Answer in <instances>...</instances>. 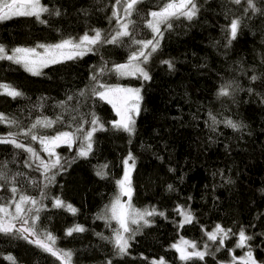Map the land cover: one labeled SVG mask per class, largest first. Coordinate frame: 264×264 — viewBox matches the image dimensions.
<instances>
[{"label": "trees", "instance_id": "16d2710c", "mask_svg": "<svg viewBox=\"0 0 264 264\" xmlns=\"http://www.w3.org/2000/svg\"><path fill=\"white\" fill-rule=\"evenodd\" d=\"M169 2L140 1L129 16L124 10L126 0H42L49 12L42 13L40 20L34 16L0 20V45L8 55L17 47L50 45L101 32V43L92 51L49 65L40 75L0 60V84L22 93L13 99L0 89V114L7 118L0 123V138L14 139L42 153L40 137L60 132L77 137L71 148L63 144L56 148L63 168L49 175L27 166L24 149L0 144L4 176L0 207L15 205L21 195L35 198L36 238L51 234L52 247L71 252L72 264H154L161 258L165 264H230L241 229L253 237L248 243L255 257L264 261V14L251 10L245 14L243 2L195 0L199 9L195 18H171L167 22L171 27L161 24V34L153 33L148 27L151 12ZM257 7L264 9V0H257ZM56 10L60 15L54 14ZM237 18L241 21L238 36L228 44L225 29ZM124 23L130 35L107 43ZM138 40H159L155 52L151 46L144 49L151 52L146 63L143 57L135 61L148 72L149 80L114 70L142 49L135 43ZM163 61H171L173 67ZM252 75L260 78L252 81ZM101 84L140 89L134 134L112 127L111 122L118 119L115 110L93 95V89L103 91ZM223 87L228 95L219 94ZM94 116L105 130L94 133L87 158L77 157ZM46 120L55 123L32 128ZM229 120L239 127H229ZM129 153L135 158L130 203L134 209L157 214L145 217L148 225L143 221L128 225L131 231L124 235L131 237L129 247L121 256L114 243L119 224L108 208L119 196L116 181L124 176L123 160ZM105 164L107 168H102ZM101 170L104 178L96 174ZM55 198L77 211L54 207ZM181 212L193 216L182 227ZM216 225L233 233L224 249L203 261L180 260L172 247L177 240L205 244L206 231ZM76 226L85 230L67 235ZM8 256L16 264H61L17 231L0 233V264H12Z\"/></svg>", "mask_w": 264, "mask_h": 264}, {"label": "snow or ice", "instance_id": "6c2138e0", "mask_svg": "<svg viewBox=\"0 0 264 264\" xmlns=\"http://www.w3.org/2000/svg\"><path fill=\"white\" fill-rule=\"evenodd\" d=\"M120 0H117L119 3ZM140 0H126L125 12L127 15H131L135 10V5H137ZM233 3L240 5L242 2L246 4L244 8L245 14L251 10L253 14L260 13L264 14V9L257 7V0H232ZM199 11L195 0H170L160 11L151 12V16L153 20L148 22V27L151 28L153 33L161 34L160 25L167 24V22L171 18H178L179 16H184L188 20H192L196 17L197 12ZM49 12V8L44 6L41 3V0H0V20L10 19L13 16H34L37 20H40V16L42 13ZM55 15H60L59 10L54 12ZM115 15V13H114ZM41 23H46V21L41 20ZM168 27H171L170 24H167ZM241 26L240 19H232L230 24L225 29L230 37L227 41L228 44H231L233 40H235L238 36L239 29ZM122 31H118L115 36H113L107 43H115L117 41V37L121 36H129L130 33L128 31V23H124L121 25ZM101 42V32L99 30H95L94 36H89L85 34L79 39V42H74L72 39H64L60 43L57 44H38L36 47H17L12 50V55H8L6 53L5 47L0 45V60H9L16 64H21L25 68L26 71L32 73L33 75H40L39 69L47 67L49 64L60 63L63 60H71L77 57L84 56L87 52L92 51L90 46ZM136 44L142 45V49L134 52L129 57L128 64H118L115 66V71L120 75H137L139 74L143 77L144 80H149L151 77L148 72L144 70L140 66L139 63H132L133 61H139L141 57H143V62H147L148 57L151 55V52H155L157 47L159 46V40H138L135 41ZM151 46V52H145L144 49H148ZM37 48L44 49V52H38ZM163 63L168 64L169 68H172L173 65L171 61H163ZM103 71V69H101ZM260 77L257 75H252L250 79L252 81L258 80ZM93 80H96V76L92 77ZM103 91H97L93 89V95L98 96L101 100L107 101V103L112 105V108L115 110L116 115L119 117L118 120H115L112 123V127L118 131H123L128 133L129 135L134 134L135 131V115H139L140 112V101L142 97L140 96V89L133 88H123L120 86H107V85H99ZM0 89H3V94H6L13 99L22 95L21 92L12 88L6 84H0ZM252 89H249L251 92ZM220 95H228L229 91L226 87L220 89ZM83 95V93H81ZM71 99V97H69ZM7 120V118L0 114V123H3ZM213 121L215 122V118L213 117ZM55 121L46 120V121H37L36 124L32 125V128H35L37 124H43L45 127H51ZM227 125L233 129H237L239 125L233 123L231 120L226 122ZM91 124L93 127L90 131H87L83 136V141L79 147L77 152V157L87 158L89 154L92 152V138L96 131H103L104 126L100 123L99 118L95 117L92 119ZM77 131H83V129L78 128ZM9 135H12L11 133ZM31 139L33 141L37 140V136L35 134L31 135ZM77 137L72 132H60L55 136L51 137H40L39 142L43 146V151L46 152L49 157H55V159L51 160V162H45L40 159L39 155L36 151L31 147H25L24 144L18 143L14 139H6L0 138V144H12L15 148L24 149L28 153L31 154L32 157L40 160V165L47 172L52 168H63L61 165V157L57 155L55 149L59 146L67 145L69 148L75 143ZM131 161V163H130ZM124 165V176L122 179L116 181L117 185L120 189V195L117 196L112 202L111 206L108 208V211L111 213V218L115 219L119 224V229L115 232V247L117 249L118 255L127 254V250L129 247V239L131 237L126 238L124 233H129L131 229L129 228V222L131 224H139L140 221H143L145 225H148L150 222L145 219L146 216H153L157 214L155 210H138L134 209L130 203L132 197V187H131V172L135 168V158L129 153L127 158L123 160ZM102 168H107V165H103ZM101 178H104L105 173L101 171H97L96 173ZM0 179H4L3 174H0ZM54 179V177H53ZM171 189V185H169ZM13 193L17 191L15 187L11 189ZM120 196H127L128 202L123 203L120 199ZM32 203L35 205L37 202L34 199H31L27 196H20L19 201L15 205L16 216H13L12 219H17L21 213L25 211L23 205L25 203ZM54 207H66L70 212L75 213L77 211L71 204L65 205V203L59 199L55 198ZM31 211V209H29ZM0 213H3L5 216L9 215L6 207H0ZM184 219L181 223V227L184 223H191L193 220V216L190 212H181ZM159 215H163V213H159ZM35 219H38L36 217ZM25 224L28 223L27 220L23 221ZM15 225L10 221H4L0 218V233H4L5 235L13 234V229ZM85 229L82 226H76L67 231V235H72L75 232H83ZM20 237L23 239H28V236L24 235V233H33L34 229L32 228H24L23 232L17 230ZM231 229H224L220 225H216L215 229L211 232H207L206 235L209 241L216 242L219 239V245L223 246L225 238L228 237ZM47 241H51L54 243V237L51 234H48L46 237ZM253 237L246 235L245 231L241 229L238 233V241L236 244L237 248H247L248 250L241 257L233 256L230 264H264V261L258 260L252 250L251 245L248 241L252 240ZM30 243H35L37 246L41 247L44 251L51 253L53 256L57 257L62 261V264H71V252L66 251H57L55 250L51 244L46 243L45 240H41L37 238L36 240L29 241ZM173 248L180 254L179 258L182 261H190L193 259H198L203 261L206 255H209L208 245L204 246V250H198L197 245L195 243L181 240V244L172 245ZM192 250L189 251L188 249ZM219 250V249H217ZM7 259L12 262V264H16L15 258L12 256H8ZM111 264V261L108 262ZM154 264H165L164 260L161 258L158 262H154Z\"/></svg>", "mask_w": 264, "mask_h": 264}, {"label": "rangeland", "instance_id": "374dc122", "mask_svg": "<svg viewBox=\"0 0 264 264\" xmlns=\"http://www.w3.org/2000/svg\"><path fill=\"white\" fill-rule=\"evenodd\" d=\"M9 2H10V0H9ZM41 3H42V0H41ZM43 4V3H42ZM14 17V16H13ZM6 20V19H5ZM150 20H153V17L151 16L150 17ZM118 31H120L119 29H118ZM88 35L89 36H94L95 35V32H93V33H88ZM82 36H84V35H82ZM82 36H79V37H77L76 38V40H74V39H72L74 42H79V39L82 37ZM60 43V42H59ZM101 42H98L97 44H95V45H98V44H100ZM54 44H57V43H54ZM95 45H92V46H90V47H93V46H95ZM36 47V46H35ZM37 51L38 52H41V53H43L44 52V49H42V48H37ZM12 55V54H11ZM63 61H66V60H63ZM132 63H135V61H133ZM21 65V64H20ZM50 66L51 65H53V64H49ZM48 65V66H49ZM23 66V65H22ZM24 68V67H23ZM44 68H46V67H44ZM44 68H41V69H39V71H40V74L42 73V71H43V69ZM25 69V68H24ZM28 72V71H27ZM30 73V72H29ZM30 74H32V73H30ZM33 75V74H32ZM125 77H128L127 75H124ZM133 89H135V88H133ZM136 116V115H135ZM134 116V117H135ZM118 117V116H117ZM118 119H119V117H118ZM117 119V120H118ZM93 126V125H92ZM41 147H42V150H43V146L41 145ZM56 150V149H55ZM27 152V151H26ZM38 155H39V157H40V159H42V160H44L45 162H51V160H53V159H55V157H49V155L46 153V152H44V151H42V153L41 152H36ZM57 155H58V153H57ZM27 156H28V159H27V166L29 167V168H35V169H37V170H39V171H41L43 174H45V175H49L53 170H56L57 168H52V169H50V170H48L47 172L44 170V168L40 165V160H38V159H36L35 157H32L31 156V154L30 153H28L27 152ZM119 195H120V189H119ZM121 197H123V198H125V201H122V199H121ZM31 199H34L36 202H37V200L35 199V198H31ZM120 199H121V201L123 202V203H127L128 202V197L127 196H120ZM113 202V201H112ZM112 204V203H111ZM16 205V204H15ZM15 205H13V206H4V207H6L7 208V210H8V213H9V215H7V216H5L3 213H0V218H2L4 221H10L11 223H13L14 225H15V228L13 229V231H17V230H19L20 232H23V230H21L20 229V227H23V228H32V229H34V227H33V225H34V223H33V221H34V216L32 215V210H33V206H36V204L35 205H33L32 203H30V202H28V203H25L24 205H23V207H24V209H25V211L23 212V213H21L20 214V216L17 218V219H12V217L13 216H16V209H15ZM29 209H31V211H29ZM110 213V212H109ZM110 216H111V213H110ZM24 220H27L28 221V223L27 224H25L23 221ZM129 224H130V222H129ZM120 227V226H119ZM216 227V226H215ZM215 227H213V228H211L210 230H208V231H206V233L207 232H211V231H213L214 229H215ZM227 230V229H226ZM125 234V233H124ZM24 235H26V236H28V240L29 241H31V240H36L37 238V236H35V230H34V234L33 233H24ZM233 235V233H229V235H228V237L227 238H225V240H224V244H223V246H220L219 245V239L216 241V242H212V241H209L208 240V237H207V235H206V237H207V242L205 243V244H200V243H195V242H192V241H190V240H187V239H184V238H182L183 240H186V241H189V242H192V243H195L196 245H197V249L198 250H204V246L207 244L208 245V252H209V254H212V253H216V252H218V250L217 249H219L220 251L222 250V249H224L226 246H227V242H229V240H230V237ZM46 237L47 236H45L42 240H45V242L46 243H49V244H51V246H53V244H52V242L51 241H47V239H46ZM182 239H179V240H177L174 244H181V240ZM237 241H238V236H237V239H236V242H235V244H234V246H233V249L231 250V260H232V257L233 256H236V257H241V256H243L244 254H245V252L248 250L247 248H237L236 247V244H237ZM173 244V245H174ZM175 249V248H174ZM176 250V249H175ZM189 251H191L192 249L191 248H189L188 249ZM58 252L59 251H61V250H57ZM235 251H237V252H235ZM66 252H69V251H66ZM180 255V254H179ZM60 262H61V264H62V261L60 260ZM71 264H72V256H71Z\"/></svg>", "mask_w": 264, "mask_h": 264}, {"label": "water", "instance_id": "95a60500", "mask_svg": "<svg viewBox=\"0 0 264 264\" xmlns=\"http://www.w3.org/2000/svg\"><path fill=\"white\" fill-rule=\"evenodd\" d=\"M140 1H143V0H140ZM21 230H23L24 228L23 227H20Z\"/></svg>", "mask_w": 264, "mask_h": 264}]
</instances>
